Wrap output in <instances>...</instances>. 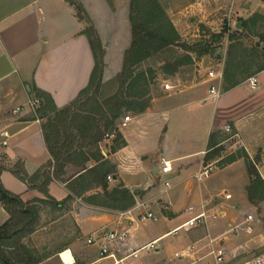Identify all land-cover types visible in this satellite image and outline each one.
Masks as SVG:
<instances>
[{
	"label": "crops",
	"instance_id": "crops-1",
	"mask_svg": "<svg viewBox=\"0 0 264 264\" xmlns=\"http://www.w3.org/2000/svg\"><path fill=\"white\" fill-rule=\"evenodd\" d=\"M78 1L86 10L105 50L101 90L107 96L115 90L112 80L121 70L123 53L131 43L130 0ZM230 3V12L235 17L245 19L246 12H264L261 0L254 3L252 0H230ZM237 25L240 27V23ZM86 26L66 0H0V143L3 139L7 141L6 147L0 146V165L5 167L0 173V182L23 201L44 198V194L27 188L8 168L21 162L26 173L31 175L50 159L43 139L42 120L36 113L40 99L35 93L48 94L55 107L60 109L74 101L88 86L94 61L88 40L81 33ZM253 75L257 78L255 89H251L246 78L227 91L218 89V97L210 95L212 81L207 76L197 82L192 75L181 78L172 74L167 77L173 88H162L155 93L150 84L149 107L142 113L126 111L124 116H129L126 126L117 128L125 145L114 152L109 151L110 140L99 146L101 154L116 169L114 175L108 176V188L122 183L135 203L121 211L87 204L81 197H75L78 205L68 211L78 229V237L86 238L101 229H128L135 247L155 241L156 253L147 251V255L138 256L131 264H149L145 258L158 254L164 264H206L203 261L208 258L217 264L210 254L217 245L224 254L220 264H251L246 257L253 250L258 252L256 257L263 264L264 199L257 204L248 201L250 181L243 158L218 168L221 172L230 171L229 175H221L224 178L233 174L219 191L213 184L199 185L200 177L197 178L201 168L212 169L210 162L203 166L209 134L213 130H222L225 125H231L234 133L223 141L236 138L253 160L254 143L262 140L264 133V70ZM30 98L39 100L35 110L24 107L14 112ZM199 101H211L213 109L209 123H204L203 136L197 137L191 127L203 125L194 108ZM122 115L117 123L123 120ZM3 132L7 133V138H3ZM220 134L223 135L221 131ZM160 157L170 161L172 168L166 175L169 185L165 186L163 182V187L159 185L161 175L157 168ZM94 164L89 160L87 166ZM255 165L264 182V158H259ZM64 171L63 180L81 172L73 164H67ZM192 178H196V186L191 183ZM97 192L101 193L100 187L85 195ZM223 192L230 197L226 199ZM47 193L60 201L69 191L64 182L54 180L49 183ZM238 195L243 197L246 211L239 210ZM201 210L208 215L204 222L181 226ZM144 211L157 218L149 222H157L159 216L163 218L167 230L149 237L138 231L137 215ZM249 213L255 217L252 221H246ZM7 218L8 214L0 204V225ZM249 222L253 224L250 231H245L244 235L237 233L238 227L248 226ZM180 230L183 233H178ZM37 232L35 230L29 236ZM166 234L179 237L158 247L157 240ZM87 247L96 257V247ZM59 252H51L38 264H64L65 259Z\"/></svg>",
	"mask_w": 264,
	"mask_h": 264
},
{
	"label": "trees",
	"instance_id": "trees-1",
	"mask_svg": "<svg viewBox=\"0 0 264 264\" xmlns=\"http://www.w3.org/2000/svg\"><path fill=\"white\" fill-rule=\"evenodd\" d=\"M66 1L75 9L76 17L87 23L81 33L86 36L93 55V70L88 86L74 101L63 108L57 109L48 94L42 91L35 93L40 99L36 113L42 120L43 139L50 159L31 175L26 173L21 162H16L8 170L25 183L27 188L37 189L43 193L44 198L23 201L19 195L6 190L0 182V204L8 214L7 220L0 225V264H38L51 255L45 247H42L44 250L40 253L39 250L28 247L22 241L36 230L42 205L62 210L73 202L75 197H81L87 204L121 211L134 205L132 194L122 183L111 189L108 188V176L114 175L116 169L101 154L98 142L106 132H114L109 151L114 152L125 145L117 129L118 119L126 111L142 113L149 107V86L155 79L151 75V69L143 70L141 63L179 44V35L157 0H130L131 43L123 53L121 70L112 80L115 85L114 92L102 96L100 90L104 68V47L82 4L77 0ZM240 23V29L249 30L250 27L255 26L259 28L256 31L258 37L256 45L257 48L260 45L261 52L259 53L255 48L248 50L247 53L244 47L239 50L240 44L230 43L228 58L222 72V91H227L242 80L264 70V16L254 13L247 19H241ZM212 36L215 38L216 35ZM228 40L233 42L234 36L228 35ZM198 47V51L194 47H187V53L197 52V55H202L212 52V48L206 43L199 44ZM230 49L231 51L235 49V52L241 51V58L254 57L262 59L263 63L254 72L248 73L246 65L242 68L244 59L232 61L233 59L229 58ZM159 59L162 62L159 67L160 74L165 76L175 74L179 67L191 61L188 55L172 57L170 60ZM229 126L231 133L227 134L230 136L234 131L231 125ZM226 137L220 134L219 130H213L209 134L203 166L215 157L219 158L216 161L218 167L243 158L250 181L247 187V199L251 204H257L264 199V182L256 169L257 161L251 160L243 149L226 157L221 156L220 152L223 149L221 143ZM89 160H93L95 164L87 166ZM67 164L79 167L81 172L75 177L63 180ZM4 169L5 167L0 165V173ZM54 180L64 182L69 191L60 201L47 193L49 183ZM99 187L101 193L85 195L87 191Z\"/></svg>",
	"mask_w": 264,
	"mask_h": 264
},
{
	"label": "rangeland",
	"instance_id": "rangeland-1",
	"mask_svg": "<svg viewBox=\"0 0 264 264\" xmlns=\"http://www.w3.org/2000/svg\"><path fill=\"white\" fill-rule=\"evenodd\" d=\"M78 1V0H77ZM158 3L164 9L166 16L168 17L169 21L173 25L174 29L179 35V44L178 46H173L168 48L167 52L159 54L158 56H153L146 61L141 63V68L144 69H151L152 76L155 77L154 82L152 83L151 88L153 89L154 93L159 92L163 88L164 82L171 83V80L168 79L167 76L162 75L160 76L159 67L162 64L159 58H164L167 60L172 59V57H180L184 55H188L191 57V61L178 68V71L175 74L180 75L182 78L183 76L192 75L194 76L195 80L201 81L206 76L209 70H221L223 72L226 61L228 58V49L230 43L232 45L240 44L241 48H245L248 53V50L257 49L260 53V45L257 48L258 37L256 36V31L259 30L257 26L253 28L240 29L237 27V24L240 23L241 17H235L234 13L230 12L231 3L230 0H157ZM253 3L257 0H252ZM250 12H246L247 18H249L254 13H259L264 16V12L262 11H255L249 14ZM249 14V15H248ZM241 25V23H240ZM212 35H216L215 38ZM228 35H233L234 40L230 42L228 40ZM206 43L209 48H212L211 53H205L202 55H197V52H189L187 53V47H194L196 51L199 50L198 45ZM103 45V44H102ZM240 52H235V49L231 51V59L232 61H241L242 68H245L246 65L247 72H254L257 67L263 63L262 59H255L254 57H240ZM159 72V73H158ZM150 75V74H149ZM190 76V77H192ZM150 77V76H149ZM160 77V78H159ZM166 81H165V80ZM164 80V81H163ZM112 85L115 87L114 82ZM220 92L222 91V80L220 85L218 86ZM102 96L105 95L104 91L100 90ZM196 109V114L198 113L199 119L202 120L203 125L200 127L199 124L193 125L192 131L194 132V136L197 137L203 136L204 134V123H209L211 119L212 113V102L208 101L207 103H202L201 101L197 102L194 105ZM126 114L125 112L122 113ZM223 135L229 136L226 132L220 130ZM259 139V137H258ZM264 133L263 139L256 141L254 144L255 153L252 154L253 160L258 161L259 158H264ZM221 147L223 149L220 152V155L226 157L231 153H235L242 149L240 144L237 142L236 138L226 139L221 143ZM249 157V156H248ZM251 159V158H250ZM219 158L217 157L210 160V164L212 166L211 170H208L207 167L201 168L202 174L200 176L199 185H203L205 182L208 185H214L216 190L219 191L220 189L224 188L226 185H223L225 182H228V178H224L221 175H229V172H221L219 171V167L214 164L218 161ZM208 162V163H209ZM257 163V162H256ZM204 169L207 172H204ZM257 169V168H256ZM227 180V181H226ZM165 180L161 177L159 180V185L163 187V182ZM191 183L195 186L198 184L196 178H192ZM225 195V192L222 193ZM245 195V194H242ZM240 200L238 202L239 210L246 211L244 206L243 197L236 198ZM248 203V202H247ZM78 205V202L74 201L70 202L67 207H63L62 210H55L49 205H42L40 207V216L38 224L36 225V230L38 232L34 234V236H26L22 241L30 248L37 249L43 252V248L48 253L61 251L64 249H71L76 257L77 263H87L91 262L95 259V254L91 252V248L85 245V237H78V232L74 224V220L72 218V214L68 211L69 208L74 209ZM251 210H253L251 208ZM249 215H252L249 213ZM243 217V214H242ZM254 217V215H253ZM255 218V217H254ZM165 221L163 218H160L157 222H145L146 224L143 225V222H139L138 231L144 234L146 237L159 234L165 232L167 230V225H165ZM141 223V224H140ZM251 222L248 223L249 231L252 229ZM245 224L241 227H238L237 233L243 234L245 233ZM228 229V227H227ZM178 233H183V230H180ZM231 234V232H229ZM233 235V233H232ZM179 235H169L166 234L160 239L157 240L156 245L158 247L167 244L169 242H173L174 239H177ZM216 248L219 245L215 246ZM60 249V250H59ZM212 250H215L214 248ZM211 250V251H212ZM210 251V254L213 255ZM149 253H156L155 250ZM148 252L141 251L138 256L144 257L147 255ZM247 261L251 264H254V258L258 255L256 250H253L247 253ZM137 259V258H136ZM214 259V255H213ZM145 261L149 264H164L163 259L160 258L159 254L155 256L146 257ZM215 261V260H214ZM206 264H214L211 258L206 259L203 261ZM264 264V263H263Z\"/></svg>",
	"mask_w": 264,
	"mask_h": 264
},
{
	"label": "built area",
	"instance_id": "built-area-1",
	"mask_svg": "<svg viewBox=\"0 0 264 264\" xmlns=\"http://www.w3.org/2000/svg\"><path fill=\"white\" fill-rule=\"evenodd\" d=\"M206 76L209 79V81H212V84H210L209 87L210 95L218 97L219 96L218 86L220 85V81L222 79V71L212 69L207 72ZM247 80L249 82L251 89H255L257 86V78L253 75L249 77ZM163 88L165 90H169L173 87L169 83L165 82L163 84ZM38 104H39V100L37 98H30L25 103V105L16 107L14 109V112L17 113L23 110L24 107H28L32 110H35ZM128 120H129V116H124L123 120L117 124V128L125 127ZM223 131L226 133H231L230 126L225 125ZM2 135L3 138L8 137L6 132H3ZM113 137H114V132H106L103 135L101 141L98 142L99 146H101L105 140H111ZM6 145H7V141L6 139H3L0 143V146L6 147ZM158 164H159L157 165L158 174H160L161 177L165 180L164 181L165 186H168L169 183H168V179L166 178V175L172 172L170 161H168L164 157H160L158 160ZM204 172H207V170L204 169ZM201 174L202 171L199 173L197 178H199ZM108 179L110 178L108 177ZM224 197L227 199L230 197V194L225 193ZM201 208H203V206ZM207 216L208 215L206 211L201 210L196 216L186 221L181 226L195 225L197 223L204 222ZM156 219L157 218L153 213L147 211L140 212L137 215L138 222L145 223L149 221H155ZM252 219H253L252 215L246 216V221H252ZM181 226L177 227L172 232L176 233L177 229L180 228ZM249 229H250L249 226L245 227V231H249ZM154 243L155 241H151L139 247H135L130 239V234L128 229H115V230L101 229L98 231H94L85 238V245L96 247V257L91 262H87L84 264H131L132 261L138 257V254L141 251L155 250L156 247L154 246ZM211 253L214 255L215 263L220 264L223 262L224 254L222 248L220 247L216 248L215 250H212ZM59 255L65 259L64 264H78L75 254L71 249L61 250L59 252ZM254 264H262V260L259 257H256L254 260Z\"/></svg>",
	"mask_w": 264,
	"mask_h": 264
},
{
	"label": "water",
	"instance_id": "water-1",
	"mask_svg": "<svg viewBox=\"0 0 264 264\" xmlns=\"http://www.w3.org/2000/svg\"><path fill=\"white\" fill-rule=\"evenodd\" d=\"M239 25H237V27H238Z\"/></svg>",
	"mask_w": 264,
	"mask_h": 264
}]
</instances>
